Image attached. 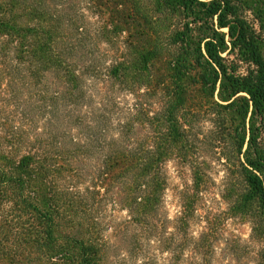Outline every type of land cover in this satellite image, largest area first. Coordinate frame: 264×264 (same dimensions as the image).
Returning a JSON list of instances; mask_svg holds the SVG:
<instances>
[{
	"label": "trees",
	"instance_id": "1",
	"mask_svg": "<svg viewBox=\"0 0 264 264\" xmlns=\"http://www.w3.org/2000/svg\"><path fill=\"white\" fill-rule=\"evenodd\" d=\"M140 1L0 0V264H154L136 240L163 237L167 162L189 165L185 224L209 147L228 211L264 235V0ZM129 27L154 28L152 49Z\"/></svg>",
	"mask_w": 264,
	"mask_h": 264
},
{
	"label": "rangeland",
	"instance_id": "2",
	"mask_svg": "<svg viewBox=\"0 0 264 264\" xmlns=\"http://www.w3.org/2000/svg\"><path fill=\"white\" fill-rule=\"evenodd\" d=\"M113 5H117L119 0H112ZM143 9L148 7L149 0L140 1ZM130 11V6L127 7ZM152 10V11H151ZM90 20L95 26L103 25L104 17L96 14H88ZM109 15V14H108ZM149 15L155 16L153 7L149 9ZM107 16V14H106ZM109 17V16H108ZM113 22H117L118 16L116 13H111ZM141 29L127 28V32L122 34V37L131 36L130 40L135 46L143 47V50L152 49V40L154 36H158L154 31L144 30L142 37ZM153 33V35L151 34ZM143 38L144 40L141 41ZM101 49H107L110 58L116 56L119 52V46L116 44L114 47H109L104 43L100 44ZM95 49V53L101 50ZM161 60L164 61V55ZM120 101L128 106L134 103V97L130 94L120 95ZM207 123L202 124L201 132L204 139L207 141L209 138L207 134ZM208 151H197V158L192 157L196 162H205L207 167V175L210 178L208 189L202 193V196L196 201L193 217L186 220L185 224H180L177 219L180 217L182 205L188 202L191 197H188L189 192L186 190L191 184V172L187 162H182L177 159L172 161V168L174 169L175 178L179 179V184L175 183V178L169 172L167 166V183L162 194V200L159 206L158 214L156 216L157 231L162 234L161 242L154 236H149L146 240L138 238L137 244L141 247L142 251L149 253L152 256L154 264H203L208 260L206 250V238L204 233H210L207 228L206 220L210 221L213 232L212 236L217 235L218 239L214 242V252L212 256V264H256L258 254L264 246V235L261 232H252V223L247 216L234 214L228 211V204L221 198L222 183L224 178V159L220 160L218 154H215L211 147ZM170 197V198H169ZM170 206L175 208L169 218ZM125 213H115L116 217H123ZM112 230L106 233L109 235ZM245 232L247 236L245 237ZM203 234V236H202ZM211 241V238L208 237ZM136 246L133 245V250ZM124 253V252H123ZM167 253V255H165ZM121 255L119 252L117 256ZM124 256V255H123ZM117 259L118 257H113ZM142 260L141 257H136L133 262L139 264ZM132 263V262H131Z\"/></svg>",
	"mask_w": 264,
	"mask_h": 264
},
{
	"label": "clouds",
	"instance_id": "3",
	"mask_svg": "<svg viewBox=\"0 0 264 264\" xmlns=\"http://www.w3.org/2000/svg\"><path fill=\"white\" fill-rule=\"evenodd\" d=\"M172 163H173L172 161H168L167 162V166L169 168L170 174H172L173 177L175 178V173H174V169L172 168ZM175 183L179 184V179L178 178H175ZM173 211H175V208L173 206H170L169 218H171V214H172ZM244 235L246 237L247 236V232H245ZM165 255H167V253H165Z\"/></svg>",
	"mask_w": 264,
	"mask_h": 264
}]
</instances>
